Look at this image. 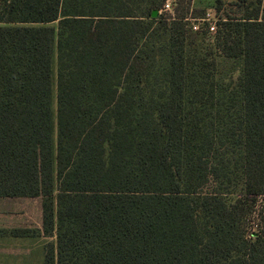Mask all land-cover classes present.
<instances>
[{"label": "trees", "instance_id": "trees-1", "mask_svg": "<svg viewBox=\"0 0 264 264\" xmlns=\"http://www.w3.org/2000/svg\"><path fill=\"white\" fill-rule=\"evenodd\" d=\"M166 1L0 0V194L41 212L0 234L40 264H264V0Z\"/></svg>", "mask_w": 264, "mask_h": 264}, {"label": "rangeland", "instance_id": "rangeland-1", "mask_svg": "<svg viewBox=\"0 0 264 264\" xmlns=\"http://www.w3.org/2000/svg\"><path fill=\"white\" fill-rule=\"evenodd\" d=\"M193 5L205 9L198 18H189L197 27L204 23H229L243 13L242 0H193ZM171 7V2H170ZM208 17L207 19H204ZM212 32V30H209ZM219 70L236 75L241 67L240 60L228 58L217 51ZM40 198L13 197L0 194V229L10 227H37L40 225ZM46 238L12 237L0 234V264H40Z\"/></svg>", "mask_w": 264, "mask_h": 264}, {"label": "built area", "instance_id": "built-area-1", "mask_svg": "<svg viewBox=\"0 0 264 264\" xmlns=\"http://www.w3.org/2000/svg\"><path fill=\"white\" fill-rule=\"evenodd\" d=\"M163 9H166V10H171V7H170V1H166L165 3H164V5H163ZM208 17H205L204 19H207ZM214 26L215 25H210L209 24V30H214ZM192 28L193 29H196V28H198L196 25H192Z\"/></svg>", "mask_w": 264, "mask_h": 264}]
</instances>
